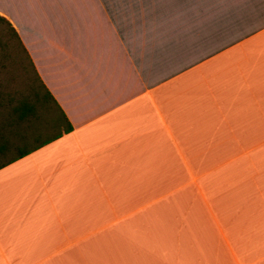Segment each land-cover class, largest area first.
I'll return each mask as SVG.
<instances>
[{"label": "crops", "instance_id": "0c3cea01", "mask_svg": "<svg viewBox=\"0 0 264 264\" xmlns=\"http://www.w3.org/2000/svg\"><path fill=\"white\" fill-rule=\"evenodd\" d=\"M0 17L57 113L0 168V264H264V0Z\"/></svg>", "mask_w": 264, "mask_h": 264}, {"label": "rangeland", "instance_id": "374dc122", "mask_svg": "<svg viewBox=\"0 0 264 264\" xmlns=\"http://www.w3.org/2000/svg\"><path fill=\"white\" fill-rule=\"evenodd\" d=\"M44 95L45 91L29 65L17 37L10 26L0 20V133L7 135L13 144L12 148L5 154L6 156L0 158L1 163L16 155L15 151L23 147L22 142H29L35 132L39 130L45 132L44 127L45 129L51 128L47 123L44 125L42 119H48L57 113L52 109L51 101L44 99ZM21 101L37 105L34 114L29 118L28 125L24 124L25 129L28 130L30 127L34 131L35 128V132L29 133L24 130L17 134L15 130H18V126L15 124H13L12 129H16L13 130L14 132H10V124L12 125L16 117L14 109L18 107ZM37 117H40V121H42L38 125L33 123Z\"/></svg>", "mask_w": 264, "mask_h": 264}, {"label": "trees", "instance_id": "16d2710c", "mask_svg": "<svg viewBox=\"0 0 264 264\" xmlns=\"http://www.w3.org/2000/svg\"><path fill=\"white\" fill-rule=\"evenodd\" d=\"M0 20L6 22L1 17H0ZM40 86L43 88V86L41 84H40ZM43 90L45 91L44 88H43ZM44 99H49L50 101L52 100L47 91H45ZM24 100H26V99H24ZM36 108H37V105L35 106V105H32L31 103H27V101H21V103L18 105V107H16L14 109V113H15L16 117L14 119V122H12V125L10 124V126H11L10 132L16 129V128L12 129L13 124L18 126V130H15L16 132L27 130V129H25L24 124L28 125L29 118L32 114H34ZM12 146H13V144L11 143L9 137L7 135H3L2 133H0V158L2 156H4L10 150V148H12ZM25 154L26 153H17L12 158H9L6 162H3V163L0 162V168L4 165L8 164V163L13 162L16 159L23 157Z\"/></svg>", "mask_w": 264, "mask_h": 264}]
</instances>
